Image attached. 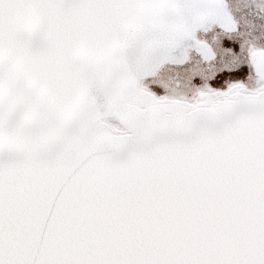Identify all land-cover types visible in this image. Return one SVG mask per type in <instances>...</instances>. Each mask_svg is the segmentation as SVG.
<instances>
[{
    "label": "snow or ice",
    "instance_id": "1",
    "mask_svg": "<svg viewBox=\"0 0 264 264\" xmlns=\"http://www.w3.org/2000/svg\"><path fill=\"white\" fill-rule=\"evenodd\" d=\"M0 264H264V0H0Z\"/></svg>",
    "mask_w": 264,
    "mask_h": 264
}]
</instances>
